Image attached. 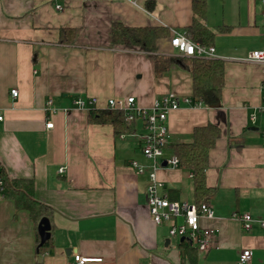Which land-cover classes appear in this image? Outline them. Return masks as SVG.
<instances>
[{
	"label": "crops",
	"instance_id": "0c3cea01",
	"mask_svg": "<svg viewBox=\"0 0 264 264\" xmlns=\"http://www.w3.org/2000/svg\"><path fill=\"white\" fill-rule=\"evenodd\" d=\"M206 7L200 22L223 62L221 100L169 112L164 156L190 144L195 129L216 127L220 135L204 175L208 193L196 197L191 170L165 167L156 174L169 202L207 199L212 206L213 219L200 225L217 231L215 247L200 255L169 239L167 225L151 221L147 177L130 168L132 161L147 165L136 136L141 124L116 137L111 125L88 119L90 110H106L112 99L134 98L143 109L169 94L191 99L186 70L177 65L156 77L151 55L113 46L110 37L114 23L168 29L156 42L157 54L177 55L170 39L195 18L191 0H0V170L9 180L32 181L34 199L52 210L49 245L38 251L28 212L0 197V264H73L75 254L102 260L92 264H236L243 250L251 251L252 264H264V230L254 225L244 232L232 218L264 220V65L244 61L264 49V6L261 0H206ZM63 29L75 31L73 44L60 43ZM77 99L96 105L78 109ZM47 100L53 114L45 112Z\"/></svg>",
	"mask_w": 264,
	"mask_h": 264
},
{
	"label": "trees",
	"instance_id": "16d2710c",
	"mask_svg": "<svg viewBox=\"0 0 264 264\" xmlns=\"http://www.w3.org/2000/svg\"><path fill=\"white\" fill-rule=\"evenodd\" d=\"M152 2L145 3V9L151 10ZM192 12L195 16L192 23L184 29V35L193 43L203 47H212L213 34L200 21L206 16V0H191ZM75 31L63 29L60 31V43L71 45L74 41ZM168 29L159 28H130L119 23L111 26L110 37L113 46H122L140 49L142 52L153 57L154 74L162 77L170 70L179 65L186 70L192 79V97L194 103H200L205 107H214L220 103L221 93L224 87L223 62L218 59H205L197 57H183L179 55L157 54L156 42L168 36ZM90 122L111 125L114 134L128 136L134 133V124L125 122L124 114L110 110H90L88 112ZM220 133L214 126L197 128L192 134L190 144H178L173 152L178 160L179 167L193 172L195 194L197 198H205L207 189L204 186V175L208 165V153L213 148ZM4 178L3 197L13 202L16 211L28 212L30 220L36 230V246L38 251L48 247L46 240L41 244L38 238V226L41 220H50L52 210L37 202L33 195V183L29 180H9L5 173L0 170ZM197 200L194 204L199 208L201 204L208 203ZM186 243L180 244L182 247ZM188 247V245H186Z\"/></svg>",
	"mask_w": 264,
	"mask_h": 264
},
{
	"label": "built area",
	"instance_id": "2783aa9c",
	"mask_svg": "<svg viewBox=\"0 0 264 264\" xmlns=\"http://www.w3.org/2000/svg\"><path fill=\"white\" fill-rule=\"evenodd\" d=\"M261 4L264 6V0H261ZM56 9L61 10V7H56ZM170 47L179 56L216 59L214 48H206L195 44L184 34L173 32L170 39ZM244 61L264 65V49L250 51ZM261 91L264 94V84L261 85ZM10 96L12 99L17 98V90H11ZM95 105L96 100L94 99H77L74 101V106L82 110H89L90 107ZM200 105L199 102L194 103L189 98H179L169 94L155 100L150 109L137 107L134 98L109 100L106 104V109L122 112L126 123L134 124L138 122L141 124L142 133L136 136L140 142L141 155L147 161V165L132 161L130 162V168L136 174L147 177L146 201L148 214L153 224L156 226L167 225L169 228V239H183L198 254L204 255L215 247L217 231L202 228L200 220L213 219L212 206L209 203H203L198 208L195 204L169 202L166 195L162 193L163 184L158 181L156 175L159 170L165 167L173 169L179 167L175 156L170 158H165L164 156L168 140L167 117L169 112L176 111L183 106L199 107ZM45 112L48 114L55 112L54 108H52L51 100H47ZM259 112L264 115V106L260 108ZM1 120L2 117L0 116ZM45 127L46 129H51L52 124L48 122ZM262 138L264 142V128L262 130ZM64 171V168H60L58 173L63 174ZM191 177L193 176L191 175ZM3 193L4 178L0 175V197H3ZM232 218L240 223L244 232H249L254 225L264 230V220H255L249 214L234 213ZM101 261V259L82 258L77 254L73 256V264H92L101 263ZM236 264H252L251 251L243 250L239 254Z\"/></svg>",
	"mask_w": 264,
	"mask_h": 264
},
{
	"label": "water",
	"instance_id": "95a60500",
	"mask_svg": "<svg viewBox=\"0 0 264 264\" xmlns=\"http://www.w3.org/2000/svg\"><path fill=\"white\" fill-rule=\"evenodd\" d=\"M47 231H48V222L46 221V219H43V220H41V222L38 226V233H39V236L41 238V244L44 243L48 238ZM180 241L184 242L183 239Z\"/></svg>",
	"mask_w": 264,
	"mask_h": 264
}]
</instances>
